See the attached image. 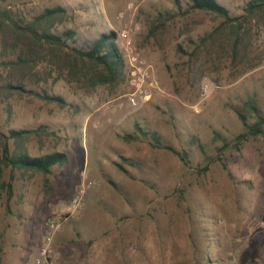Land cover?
I'll use <instances>...</instances> for the list:
<instances>
[{
	"label": "rangeland",
	"instance_id": "1",
	"mask_svg": "<svg viewBox=\"0 0 264 264\" xmlns=\"http://www.w3.org/2000/svg\"><path fill=\"white\" fill-rule=\"evenodd\" d=\"M178 1L180 8L174 0H6L26 19L45 7L65 8L50 31L73 30L68 46L113 31L121 51L117 33L131 28L154 86L149 99L132 106L125 61L118 84L91 88L48 56L25 70V89L60 95L66 104L17 92L0 100V131L45 126L47 134L26 143L29 152L65 151L68 160L46 175L3 168L0 181L11 185L0 187V261L1 249L11 248L23 254L19 264H37L47 218L57 210L61 227L45 264H264V124L238 139L245 127L236 113L254 122L252 104L264 115V30L252 38L261 62L239 74L226 48L189 56L220 18ZM218 1L232 15L247 2ZM161 9L175 12L164 25ZM11 57L0 55V82L20 78L1 63ZM136 123L185 149L189 163L143 137L125 139ZM83 181L91 182L83 206L65 215L64 203Z\"/></svg>",
	"mask_w": 264,
	"mask_h": 264
},
{
	"label": "trees",
	"instance_id": "2",
	"mask_svg": "<svg viewBox=\"0 0 264 264\" xmlns=\"http://www.w3.org/2000/svg\"><path fill=\"white\" fill-rule=\"evenodd\" d=\"M187 1L189 8L207 11L220 18L219 23L212 30L198 37L199 42L188 53L189 56H195L201 49L204 50L205 55H208L214 46L226 48L231 65L239 74L261 62L262 54L252 48V38L259 29L264 30V0H247L243 12L238 15H232L218 0ZM5 2L6 0H1L0 5V55H14V58L2 60L1 63L9 72L18 73L20 78L17 82L5 79L0 82V100L18 92L35 94L48 102L65 105L66 101L60 95L47 92L39 94L25 89V78H27L25 70L40 60H46L47 56L49 57L47 61L57 70H66L70 76L87 88L98 83L118 84L123 79L124 58L115 42V32L102 33L91 43H84L82 47L68 46L66 41L72 39L73 30L67 29L59 34L50 31L55 21L62 19L65 8L57 5L45 7L39 14L26 19L10 4L5 5ZM174 4L180 8L178 0H174ZM157 15L160 19L159 24L164 25L167 20L173 18L175 12L161 9L158 10ZM44 44L50 46L49 51L44 52ZM64 47L68 49L67 52L62 51ZM177 50L187 53L180 45ZM250 107L256 116V120L252 123H247L245 115L236 108L238 118L245 127V130L237 135L238 139L260 133L264 124V115L260 110L252 104ZM136 125L137 130L125 134L123 136L125 139L143 137L151 146L172 151L185 165L189 163L185 149L176 150L164 143L158 132L148 130L138 123ZM46 129L45 126H38L9 128L6 133L0 131V176L5 167L11 171L19 170L22 175L27 171H38L46 175L52 166H60L67 162L68 154L65 151L55 150L40 155H32L29 152L26 143L33 135L47 134ZM192 137L198 141L195 136ZM225 144L226 142H223L222 145ZM197 145L202 149L200 142ZM0 187L1 189L10 187V184L1 179Z\"/></svg>",
	"mask_w": 264,
	"mask_h": 264
},
{
	"label": "built area",
	"instance_id": "3",
	"mask_svg": "<svg viewBox=\"0 0 264 264\" xmlns=\"http://www.w3.org/2000/svg\"><path fill=\"white\" fill-rule=\"evenodd\" d=\"M117 39L121 41L122 56L128 68L130 91L127 93V100L130 105L136 106L139 101H146L150 98V90L154 86V81L150 79V66L136 51L131 28H122L117 33ZM90 187L91 182L85 181L77 186L72 196L64 203L63 211L66 213L65 215H72L83 206ZM60 216L61 214L55 210L54 214L47 218L45 234L35 256L37 264L47 263L54 254L52 240L61 227Z\"/></svg>",
	"mask_w": 264,
	"mask_h": 264
},
{
	"label": "crops",
	"instance_id": "4",
	"mask_svg": "<svg viewBox=\"0 0 264 264\" xmlns=\"http://www.w3.org/2000/svg\"><path fill=\"white\" fill-rule=\"evenodd\" d=\"M19 175L20 177L22 176V174ZM23 184L25 185V182H23ZM22 257L23 254L21 253V251L11 248H4L1 249L2 261H0V264H19L22 261Z\"/></svg>",
	"mask_w": 264,
	"mask_h": 264
}]
</instances>
